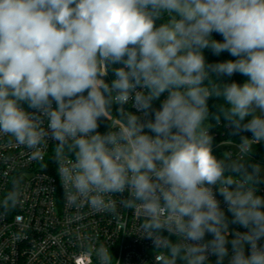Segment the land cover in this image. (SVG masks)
Returning a JSON list of instances; mask_svg holds the SVG:
<instances>
[{
	"label": "clouds",
	"instance_id": "clouds-1",
	"mask_svg": "<svg viewBox=\"0 0 264 264\" xmlns=\"http://www.w3.org/2000/svg\"><path fill=\"white\" fill-rule=\"evenodd\" d=\"M206 49L235 59L209 64ZM234 73L242 85L217 79ZM222 118L232 135L252 136L218 158L209 122ZM0 135L35 161L54 141L67 203L132 209L156 264H207L209 253L224 264L229 243L228 264H264L262 169L246 163L264 141V0H0ZM21 195L14 183L0 207ZM85 254L113 264L108 245Z\"/></svg>",
	"mask_w": 264,
	"mask_h": 264
},
{
	"label": "built area",
	"instance_id": "built-area-1",
	"mask_svg": "<svg viewBox=\"0 0 264 264\" xmlns=\"http://www.w3.org/2000/svg\"><path fill=\"white\" fill-rule=\"evenodd\" d=\"M114 78L108 74L106 80L110 83ZM119 107L113 105L114 114ZM124 108L144 118L143 113L131 103ZM29 111L35 112L34 109ZM107 130L108 121L101 119L98 131ZM209 131L214 138L213 152L217 157L236 154L234 141H239L221 138L211 128ZM251 136L248 135L249 138ZM53 143L49 139L44 160L35 161L29 158V151L23 146L15 144L10 137L0 135V204L4 193L14 183L19 185L22 194L16 208L5 211L0 207V264H91L85 252L99 244L108 245L114 258L113 264H156L153 241L138 232L141 220L132 209L117 204L110 212H96L87 205L76 207L67 203L52 158ZM261 143L253 145L246 162L253 161L264 167ZM260 175L262 179L257 185V194L263 195L264 180ZM127 195V192L116 194L118 200ZM216 196L221 208L228 213L218 191ZM237 231L247 229L238 225ZM171 239L176 241L175 236ZM211 239V234H206L205 240ZM259 244L264 246V238ZM228 249L229 257L226 259L229 261L232 249L229 246ZM214 258L215 255L209 253L207 264Z\"/></svg>",
	"mask_w": 264,
	"mask_h": 264
},
{
	"label": "trees",
	"instance_id": "trees-1",
	"mask_svg": "<svg viewBox=\"0 0 264 264\" xmlns=\"http://www.w3.org/2000/svg\"><path fill=\"white\" fill-rule=\"evenodd\" d=\"M212 35H213L214 39H217V40L223 39V37L218 33H213ZM204 55H205L206 61L209 64H215V63L235 59L228 52L221 53L220 55H215V54H213V52L210 49H206L204 52ZM119 66L120 65H116L115 67H119ZM109 75L114 76V74L111 71L109 72ZM217 79L219 80L220 83H231V82L235 81L238 84H240V83L243 84L245 82V80L247 79V77L243 76L240 73H234L231 77L225 75V76H220ZM166 95L167 94L165 93L164 95H162L161 100L153 102V108L154 109L160 107L161 102L165 98ZM53 103H55V102L53 101ZM218 103H219V101L214 97L209 99L208 105H209L210 116H214L215 113L217 112L216 105ZM220 103L222 104L223 102L220 101ZM245 122H247V120ZM209 123H210L211 130L214 132H217L219 137H221V138H229V139L239 141L240 135L248 136V135L252 134L251 132H242L238 135H232L231 126H229L227 124V122L223 120V118L221 119L220 123L216 122L214 119H211ZM260 149L261 150L264 149V141H262ZM221 157H222V155L219 156L218 158H221ZM246 163L248 165L256 164L253 161H249ZM211 238H212V235H211ZM216 259H217V257L215 256V258L212 260V262L210 264H216ZM224 264H228V260L226 258L224 260Z\"/></svg>",
	"mask_w": 264,
	"mask_h": 264
},
{
	"label": "rangeland",
	"instance_id": "rangeland-1",
	"mask_svg": "<svg viewBox=\"0 0 264 264\" xmlns=\"http://www.w3.org/2000/svg\"><path fill=\"white\" fill-rule=\"evenodd\" d=\"M261 169H262L261 174H262L263 180H264V167L262 166ZM261 196H264V194L261 195ZM226 215L228 216L229 220H231V213L228 212V213H226ZM237 228H238V225L237 224H231L230 223V225H229V230L230 231L235 232V231H237ZM231 238L232 237L230 236L229 237V240H231ZM228 246L231 247V244L229 243Z\"/></svg>",
	"mask_w": 264,
	"mask_h": 264
},
{
	"label": "water",
	"instance_id": "water-1",
	"mask_svg": "<svg viewBox=\"0 0 264 264\" xmlns=\"http://www.w3.org/2000/svg\"><path fill=\"white\" fill-rule=\"evenodd\" d=\"M242 85V83H240Z\"/></svg>",
	"mask_w": 264,
	"mask_h": 264
}]
</instances>
